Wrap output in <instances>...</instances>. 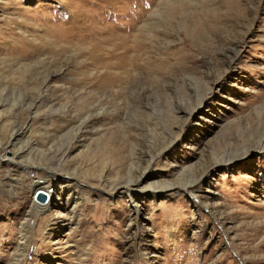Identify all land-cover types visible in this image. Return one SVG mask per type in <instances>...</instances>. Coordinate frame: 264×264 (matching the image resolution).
Here are the masks:
<instances>
[{
  "label": "rangeland",
  "instance_id": "obj_1",
  "mask_svg": "<svg viewBox=\"0 0 264 264\" xmlns=\"http://www.w3.org/2000/svg\"><path fill=\"white\" fill-rule=\"evenodd\" d=\"M261 145L264 0H0V264H264Z\"/></svg>",
  "mask_w": 264,
  "mask_h": 264
},
{
  "label": "bare ground",
  "instance_id": "obj_2",
  "mask_svg": "<svg viewBox=\"0 0 264 264\" xmlns=\"http://www.w3.org/2000/svg\"><path fill=\"white\" fill-rule=\"evenodd\" d=\"M110 37H111V35H109ZM114 36V35H113ZM101 38V37H100ZM109 38V37H108ZM115 38V37H114ZM120 38V37H119ZM121 38H122V35H121ZM116 39H118V37L116 38ZM103 40V39H102ZM107 41V40H106ZM124 41V40H123ZM111 43V42H110ZM111 47V46H110ZM117 50H122V51H124V52H126V47L125 46H123L122 45V47H120V49L119 48H116ZM116 49H112L113 50V52H111V54H110V56L108 57L109 58V60H113L114 59V63L113 62H106L107 63V66L108 67H113L114 65H119V64H121V61L123 60V54H124V52H121V53H118V54H116L117 53V50ZM128 51V50H127ZM87 120V119H86ZM85 121V120H84ZM87 122V121H86ZM82 124H85V123H82ZM88 125V124H87ZM83 127V126H82ZM75 131H76V136L74 137V139L73 140H79V139H81V137H82V134H83V131H82V129H81V123L79 124V125H77L76 126V128H75ZM77 133H79V135L77 136ZM10 139L9 140H7V142L5 143V145H2V147H3V150L6 152V151H8V149H9V153H10V155L9 156H6L5 154V156H6V161L7 162H10V163H15V164H19V161H17V159L18 158H22L23 156H24V154L27 152V150H24V147H20V148H17V149H15L14 150V148H11V147H15L14 146V144H13V142L15 141V139H16V136H15V134L14 133H12V134H10V137H9ZM26 149V148H25ZM260 149H264V145H261L260 146ZM30 153H31V151H30ZM5 156H2V158L5 160ZM31 162V161H30ZM30 164H32L31 166H33V167H39L40 166V164L39 163H36V162H31ZM69 176V175H68ZM68 178V177H67ZM140 178V177H139ZM131 183V182H130ZM128 185V184H127ZM129 185L128 186H126L125 187V189H129ZM181 188H183V189H186V185H184V186H182ZM187 191V190H186ZM20 240H24L25 239V237H26V233L25 232H23L21 235H20ZM22 243V242H21ZM19 251V250H18ZM21 252V251H20Z\"/></svg>",
  "mask_w": 264,
  "mask_h": 264
}]
</instances>
